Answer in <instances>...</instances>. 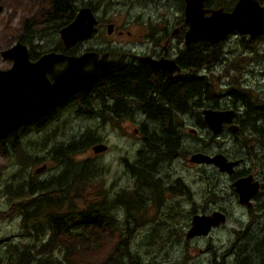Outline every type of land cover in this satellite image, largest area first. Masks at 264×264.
<instances>
[{
	"label": "rangeland",
	"instance_id": "374dc122",
	"mask_svg": "<svg viewBox=\"0 0 264 264\" xmlns=\"http://www.w3.org/2000/svg\"><path fill=\"white\" fill-rule=\"evenodd\" d=\"M218 1L214 0L215 3ZM231 1L224 0L225 6L229 7ZM83 2L86 3L83 5H90L97 10L100 26L91 38L78 42L76 48H80V50L111 48L115 51L125 47L135 52L146 53L151 50L149 48L153 38H160L162 46L164 44L163 29L165 28L169 34L184 18L183 0H84ZM0 5L3 6L0 12V66L10 63V59L3 56L2 50L11 47L21 36L28 44L33 45H59L63 42L60 31L55 32L53 29L47 31L38 28L44 23L45 16L42 9L47 5L46 0H0ZM110 22L116 23L113 33L108 32L107 25ZM151 34L152 38H150ZM242 39V35L231 33L224 41H221L225 61L218 65V68L209 72L203 71L201 75L206 76L210 83L216 85L217 94L227 93L231 76H237L236 68H239L238 71L242 78L241 86L251 90L252 95L258 97L253 98L254 104L258 102L262 104L264 103V61L262 58L254 57L256 53H264V40L261 43L256 42V51H252L253 49H249ZM183 45V38L180 37L176 46L170 47L168 51L172 53L173 49L180 50ZM225 65L233 66L228 75L224 72ZM219 77L221 80L218 79ZM217 80L219 81L217 82ZM218 101L220 103L218 109L233 103L226 94ZM202 109L198 108L197 113L192 117L181 118L185 125L181 132L183 134L181 147L176 150L181 160L175 161L176 173L170 177L171 180L176 176L181 177L187 184L190 194L174 197L156 194L159 189L155 181H152L153 177H163L164 171L151 172L143 182L141 190L143 191L145 186L148 187L144 189V194L154 192L151 196L148 195L146 204H144V213L137 219L140 227L136 246H139L140 240L144 239L148 232L153 235V238L150 239L152 245H149L148 252L143 254V264H245L257 244L262 248L264 242L262 240L264 237V188L260 192L259 200L254 205V210L247 212L248 210L239 204L234 186L225 174L220 173L212 165L187 164L185 162V159L190 158V155L196 152L210 155L215 153L237 154L245 158V163L241 168H250L255 171L257 177L264 184L262 150L252 140L254 138L249 136L245 140L247 143L250 141V146L246 147V144L242 146L241 142H236L235 134L227 129L220 134H212L205 124L200 125L203 123L200 115ZM239 109L242 111V108L239 107ZM122 123L124 129H116L112 124L105 125L97 118H85L72 113L55 116L48 127L50 130L48 140L51 144L49 148L59 144L60 141H73L88 132H94L96 137L103 140L101 143L108 145V150L101 155H96L92 149V146L95 145L93 144L88 150H82L73 156L75 161L85 158L91 159L97 164L96 183L101 184V188L96 187L94 192L96 189H109L112 193L133 190V187L137 186H133L134 181L128 174L126 163L127 161L136 163L141 159L138 157V153L143 144L140 139L134 136L133 131L136 123L133 124L129 121ZM155 124H157L155 120L150 122L151 127H154ZM189 128L195 129V132L190 131ZM41 141L43 142H39V148L41 145L45 146L47 139ZM251 147L254 150H250ZM24 149L29 153L25 147ZM28 149L31 150L32 146L29 145ZM253 151L255 152L253 153ZM33 152L35 151L33 150ZM150 154L152 155L149 148L143 151V155L149 156L150 163H153L155 156L152 155L151 158ZM143 157L142 161H144ZM0 166L3 171L0 174L1 191L7 185H11L12 188L15 185L19 188L27 180L31 182L34 179V170L42 166V163H28L27 161L16 163L7 159ZM135 166L139 167L138 164ZM49 167L54 172L58 169V163L52 161L49 163ZM91 197L95 198L94 195ZM76 203L80 207L83 206L80 200H77ZM10 207L8 197L2 196L0 192V214L5 219L0 221V239L18 241L24 234L22 220L16 218L12 221L7 218ZM220 209L227 211L226 224L216 227L205 236L186 239V233L190 228L191 218L194 214H209ZM104 233L107 236L109 232L105 230ZM115 237L109 239L117 241L118 236L115 235ZM66 238L67 236H64V239ZM109 239L107 237V240ZM152 246L155 248L150 250ZM102 249L103 247L96 251L100 257L104 254ZM82 254H86V252ZM258 263L259 260L256 259L254 264ZM250 264H253L252 260Z\"/></svg>",
	"mask_w": 264,
	"mask_h": 264
},
{
	"label": "trees",
	"instance_id": "16d2710c",
	"mask_svg": "<svg viewBox=\"0 0 264 264\" xmlns=\"http://www.w3.org/2000/svg\"><path fill=\"white\" fill-rule=\"evenodd\" d=\"M46 1L47 5L42 9L45 16L44 23L38 28L47 31L53 29L55 32L70 23L80 6L86 4L84 0ZM242 38L249 49L256 51V42H263L264 34H258L249 41L244 35ZM223 55L225 53L222 49V42L213 44L197 40L184 47L179 54L178 62L183 70L188 71V74L180 79V95L177 92L178 96L175 99L183 103L184 94L187 92L190 98L197 99V108L218 109L220 104L218 99L226 94L234 107L242 108L240 111L242 115L238 120L242 129L245 130H242V133L246 135L238 137L237 141L245 140L248 136L254 138L252 140L258 144L264 158V104L259 102L254 104L253 98L258 97L252 95L251 90L241 86L242 78L238 71L239 68H236L237 76H231L227 93L217 94L216 85L210 83L206 76L201 75L203 71L209 72L218 68L217 66L225 61ZM256 57L264 61V53H256L254 58ZM224 67V72L228 75L233 66L225 65ZM218 79L221 80L220 77ZM112 80V77L108 78L109 86L106 85V90L104 86L103 94H113L116 88L118 90L117 82ZM120 88L125 90L126 84H120ZM165 101L171 103L174 99L166 98ZM90 102L95 108L97 103H100V101L96 102L94 92H92ZM105 108L108 110L104 113H89L84 117L101 119L102 123L106 124L117 118L115 114L119 116V120L128 116V113L126 115L123 112H117L111 108V105ZM154 138L155 135L151 134L149 145L153 143ZM159 140H156V143L160 142ZM143 141L145 143H142L143 146L138 155L141 159L136 161L134 166H131L128 161L126 163L128 174L132 179L134 178L137 190V187H133V190L122 193L115 191L112 193L109 189H96L94 192L95 188L101 185L96 183L97 164L85 158L75 161L73 157L82 150H88L93 144L103 142L101 138L95 136L94 132H88L79 139L70 141L65 148L57 146L53 148L56 153L55 159L61 161L63 168L48 186L44 185L45 181L33 180L31 182L27 180L20 186L21 188L15 185L12 188L11 185H7L6 196L11 204L7 218L12 221L16 218L21 219L24 234L18 241L4 240L6 241L5 246L0 249L1 264H97V262L98 264H143V254L147 253V247L152 245L150 239L153 235L148 232L145 238L140 240L139 246H136L140 227L137 219L144 213V204H146L148 195L151 196L154 193L144 194L147 186L143 191L141 190L146 176H150L152 172L146 169L148 168L147 159L142 161L141 154L149 147L147 141L145 139ZM252 149L251 147L250 150ZM152 154L158 156L162 153L159 148L155 147ZM255 158L257 159L256 154ZM33 161L27 162L35 163ZM137 164L139 167L135 166ZM129 168L133 173H129ZM51 187L53 190L47 192ZM92 195L95 198H92ZM77 200L82 202V207L77 205ZM105 230L109 232L107 236L104 233ZM114 234L118 236L117 241H115ZM64 236L67 238L64 239ZM107 237L108 239L115 237V239L107 240ZM262 240L264 241V237ZM260 246L257 244L253 248L251 257L245 264H250L251 260L254 264L256 259L259 260L258 264H264V242L262 248ZM102 247L104 254L100 257L96 251ZM154 248L152 246L150 250ZM83 252L86 254H82Z\"/></svg>",
	"mask_w": 264,
	"mask_h": 264
},
{
	"label": "flooded vegetation",
	"instance_id": "af4514ba",
	"mask_svg": "<svg viewBox=\"0 0 264 264\" xmlns=\"http://www.w3.org/2000/svg\"><path fill=\"white\" fill-rule=\"evenodd\" d=\"M236 1L237 0H232L231 5L227 7L224 4V0H219L217 3H215L214 0H206L204 3V7L205 9L206 8L218 9V7H220L224 11H230L231 9H233V7H235L234 5ZM258 2L261 4H264V0H258ZM184 6H185V2L183 0V15H184ZM93 10L95 11V13L97 12L96 9H93ZM111 23L114 24V30H115L116 23L110 22L108 23V25ZM99 26H100V19H99L98 29H99ZM187 28L188 27H187V24L185 23L184 18H182V21L177 23V26L174 29H172L169 34H168V31L164 28L163 29L164 35L162 38L164 39V44L162 46L160 45V41H161L160 38L159 39L153 38L152 42H150L151 47L149 49L151 50L150 51L148 50V52L146 53H141L137 51L135 52L125 47H122L115 51L111 48L88 49V50L98 51L100 56H102L104 53H108L109 58H115V59L123 58L126 64L123 67L116 69L115 71L111 73H107L103 75L102 77L94 81L91 85L85 88H82L81 91L72 95L70 98L65 100L62 104L58 105L56 108H54L52 111L48 112L41 118H38L27 125L19 127L17 130H15L14 132H11L5 138L0 140V165H2L5 161H7V159H10L12 162H16V163H23L25 161H32V160H34L33 162L35 163H38V162L42 163V166L37 167L34 170L33 180L36 182L45 181L44 185L48 186L51 180L57 174H60V170L61 168H63L62 167L63 164L61 163V161H58L55 159L56 153H55V150L53 151V148L55 146L65 148L70 143L69 140L60 141L59 144H56L52 146V148H49L51 144H50V140H48L49 131H50L48 127L51 125L55 116H58L64 113H72L77 116H85L86 114H89V113H92V114L93 113H104V111L108 110V108H105V106L108 107V105H111V108H113L117 112H120V113L123 112L126 115L128 113V116L127 118L123 120L122 119L119 120V116L115 114L117 118H115L114 121L106 122L105 125L112 124L113 126H115L116 129L118 128L124 129V125L122 123L123 121H129L133 124L136 123V126L134 127V131H133L134 136L140 139L142 143H145L143 141L145 139L147 141L146 143H147V146H149L148 148L150 149L151 153L153 152V148L155 147L157 149L159 148L160 151L164 153L158 156L156 155L153 163H150L149 156L141 154L142 156H144L143 157L144 161L147 159L149 169L148 168L146 169L149 172L152 171L153 173L154 172L160 173L161 171L162 172L164 171L163 172L164 178L155 177V176L153 177L152 181H155L159 189L156 191V194L158 195L162 194V196L166 194L171 197L181 196L187 193L190 194L187 184L183 182L181 177L176 176L173 180L170 179V177H173V173L174 175L176 173L175 172L176 168L174 166L175 161L177 160L178 162V160H181L180 155L176 153V150L179 147H181V141L183 137L182 136L183 134L181 132L183 131L184 125H185L181 121V118L187 117V116L192 117V115H194L198 111L197 99H195V97L190 98V95H188L187 92L184 94V97L182 100L183 103L175 99V97L178 96L177 92L178 93L180 92L179 91V86H180L179 81H181L180 79L185 77V75L187 76L188 74V71H186V69L183 70V68L178 62V57H180L179 53L184 49V47L190 45V44L185 45L184 43V33L186 32ZM114 30L111 33H113ZM121 32L123 33L122 30ZM129 33L131 34V32ZM152 37L153 35L151 34L150 38ZM180 37L183 38V44H184L183 48L180 50L173 49V52L169 53L168 51L169 48L170 47L174 48L176 46V42H179ZM245 37H247L248 40H252L249 38L248 35H245ZM18 41H22L23 43L27 45L28 50H29L30 60L32 61H37L45 53L50 52V51H56V52L65 53L68 55H79L87 51V49H84V50H80V48L77 49L76 45H78V43L72 44L69 47L64 42L60 43L59 45L58 44L33 45V44H28L25 40H23L22 36L16 42ZM148 55L153 60H158L160 59V57L169 58V59L173 58L175 60L176 65L180 69L173 72L171 76H168L164 72H162L161 69H158L154 67L152 64H150L149 61H144L141 59V57L148 56ZM7 58L10 59V63L5 66H0V69L6 70L13 66L14 59L10 57H7ZM66 62H67V59H64L63 61L58 62L56 64V67L62 68L65 66ZM89 66L90 64L88 65V67ZM46 75L50 80L52 81L54 80L53 75L50 70L46 71ZM110 77H112L113 79L112 81L117 82L118 90L116 88L113 94L111 93L103 94L104 86L106 90V85H108V78ZM120 84H126L125 90H121ZM92 92L95 93L96 102L100 101L99 104L97 103L96 108L90 102V99H92ZM125 92H127V94H125ZM186 96H187V99H185ZM166 98L174 99V101H172L171 103L166 102L165 101ZM221 108H223V110L224 109H235L236 110L237 115L235 119L233 120V123L238 125L239 127V129L237 131L235 130L234 132V131L229 130L228 125H225L223 131H225V129L231 131L232 133L235 134L236 142H241L242 146H244L245 144H246V147L250 146V141H248V143H247V140L237 141L238 137L246 135V133L245 134L242 133V130H244V128L242 129V126L240 125L239 120H238L239 116L242 115L239 107H234V105L231 104V105H227L226 107L222 106ZM200 115L202 117V113ZM152 120L157 121V124H155L154 127L150 126V122ZM202 122L203 123H201L200 125L205 124L203 121V117H202ZM189 130L195 132V129L193 128H189ZM151 134L153 136L155 135V138L152 141L153 143L151 144L153 147L149 145L150 143L149 137L151 136ZM45 138L47 139L46 143L44 142L45 146L41 145L39 148V142L40 143L43 142L41 140ZM26 140L28 142H25ZM156 140H159L160 142L156 143ZM29 145L32 146L31 150L28 149ZM169 145H171V147H169ZM23 146L29 151V153L25 151ZM43 148H45V150H43ZM33 150L35 152H33ZM254 152L255 151H253V153ZM101 154L103 153H99L96 155H101ZM152 155L150 154L151 158H152ZM225 156L227 157L228 160L236 161V162L239 161V163L234 167V172L232 174L220 172V173L225 174L228 177V180L230 181L231 184H233V182L237 179V177L238 178L245 177L250 174L253 176L254 180H257L259 184L261 185L259 192H257V194H255L250 199L249 207L241 204L239 202V197H238L239 204L244 206L248 210L247 212H250L254 210V205L256 201H258L260 198L259 197L260 192L262 191V188H264V184L257 177L256 175L257 173H255V171L251 170L250 168H241V166L245 163L244 161L245 158L243 156H240L237 154L236 155L228 154ZM52 161H56L58 163V169H56V171L54 172H52V169L49 167V163ZM185 162H187V164L192 163L190 162L189 158L185 159ZM129 164L131 166H134L135 163L129 162ZM197 165H201V164H197ZM2 172H3L2 167L0 166V174ZM129 173L130 174L133 173L131 169L129 170ZM133 181H134V178H133ZM52 190H53V187L48 188L47 192H51ZM0 192L2 193V196H6L7 195L6 187H3V189ZM191 204L193 205L192 201H191ZM219 211H222L225 214L227 212L225 209H222V210L220 209ZM1 220L2 221L5 220L2 214H0V221ZM4 240L5 239H0V249L1 247L5 246L6 241Z\"/></svg>",
	"mask_w": 264,
	"mask_h": 264
},
{
	"label": "water",
	"instance_id": "95a60500",
	"mask_svg": "<svg viewBox=\"0 0 264 264\" xmlns=\"http://www.w3.org/2000/svg\"><path fill=\"white\" fill-rule=\"evenodd\" d=\"M206 0H184V20L187 30L184 43L189 45L197 40L218 43L224 41L231 33L248 35L264 34V4L258 0H237L230 11L222 8L204 7ZM3 6L0 5V12ZM99 19L90 5L80 6L75 18L60 29L63 42L69 47L91 38L98 31ZM109 33L114 24L108 25ZM3 56L14 59L9 69H0V140L19 127L27 125L52 111L72 95L91 85L107 73L123 67V58H109L108 53L99 55L98 51L87 50L79 55H68L56 51L45 53L37 61L30 60L29 50L25 43L18 41L2 51ZM67 59L64 67L57 68L58 62ZM154 67L171 76L180 68L175 60L160 57L153 60L148 56L141 57ZM90 66L88 67V65ZM50 70L54 80H50L46 71ZM203 121L212 134H220L225 125L229 130L237 131L233 123L237 112L235 109L205 108L201 111ZM95 154L108 150L104 143L92 147ZM190 162L213 165L219 172L232 174L239 161L228 160L225 154L193 153ZM238 194L239 202L249 207L250 199L260 190V184L252 175L240 177L232 184ZM224 212L215 210L209 214H194L186 239L205 236L213 228L226 224Z\"/></svg>",
	"mask_w": 264,
	"mask_h": 264
},
{
	"label": "bare ground",
	"instance_id": "6f19581e",
	"mask_svg": "<svg viewBox=\"0 0 264 264\" xmlns=\"http://www.w3.org/2000/svg\"><path fill=\"white\" fill-rule=\"evenodd\" d=\"M73 120V119H72Z\"/></svg>",
	"mask_w": 264,
	"mask_h": 264
}]
</instances>
